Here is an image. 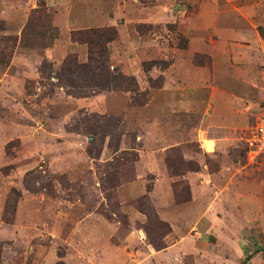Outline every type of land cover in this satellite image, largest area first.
I'll use <instances>...</instances> for the list:
<instances>
[{
    "label": "rangeland",
    "instance_id": "obj_1",
    "mask_svg": "<svg viewBox=\"0 0 264 264\" xmlns=\"http://www.w3.org/2000/svg\"><path fill=\"white\" fill-rule=\"evenodd\" d=\"M263 107L264 0H0V264H264Z\"/></svg>",
    "mask_w": 264,
    "mask_h": 264
},
{
    "label": "trees",
    "instance_id": "obj_2",
    "mask_svg": "<svg viewBox=\"0 0 264 264\" xmlns=\"http://www.w3.org/2000/svg\"><path fill=\"white\" fill-rule=\"evenodd\" d=\"M114 30L112 28H101V29H84V30H76L71 32V38L73 41L85 42L87 44H94L96 47V56L95 57L92 51L89 50L88 59L89 63H81L77 64L75 62V57L71 55H67L64 60V65L67 68H70V64H74L76 66L86 67L90 69V61H96L98 65L94 66L98 68L100 71L105 67L106 62V48L105 42L109 41L113 38ZM85 36V37H84ZM154 247L160 248L159 245L153 244ZM264 252V248L260 249ZM240 264H245L243 260Z\"/></svg>",
    "mask_w": 264,
    "mask_h": 264
},
{
    "label": "built area",
    "instance_id": "obj_3",
    "mask_svg": "<svg viewBox=\"0 0 264 264\" xmlns=\"http://www.w3.org/2000/svg\"><path fill=\"white\" fill-rule=\"evenodd\" d=\"M242 141L250 162L264 157V107L253 117Z\"/></svg>",
    "mask_w": 264,
    "mask_h": 264
},
{
    "label": "crops",
    "instance_id": "obj_4",
    "mask_svg": "<svg viewBox=\"0 0 264 264\" xmlns=\"http://www.w3.org/2000/svg\"><path fill=\"white\" fill-rule=\"evenodd\" d=\"M207 153H209V152H207ZM197 166H198V168H197V170L194 172V175H193L194 178L200 180V179H201L200 177L202 176V178L205 179L206 174H204V169H203V167L200 166V165H197Z\"/></svg>",
    "mask_w": 264,
    "mask_h": 264
},
{
    "label": "bare ground",
    "instance_id": "obj_5",
    "mask_svg": "<svg viewBox=\"0 0 264 264\" xmlns=\"http://www.w3.org/2000/svg\"><path fill=\"white\" fill-rule=\"evenodd\" d=\"M206 144V143H205ZM209 148V147H208Z\"/></svg>",
    "mask_w": 264,
    "mask_h": 264
}]
</instances>
